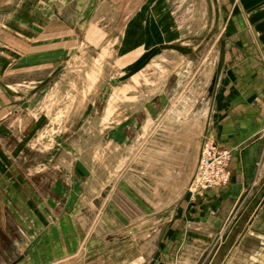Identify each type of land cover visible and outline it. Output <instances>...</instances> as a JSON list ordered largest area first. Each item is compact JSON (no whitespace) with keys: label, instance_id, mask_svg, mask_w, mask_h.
I'll return each instance as SVG.
<instances>
[{"label":"rangeland","instance_id":"obj_1","mask_svg":"<svg viewBox=\"0 0 264 264\" xmlns=\"http://www.w3.org/2000/svg\"><path fill=\"white\" fill-rule=\"evenodd\" d=\"M248 13L241 0L0 2V264H231L264 178L193 183L204 141L232 150L217 97L264 94V22ZM211 103L202 136L191 126Z\"/></svg>","mask_w":264,"mask_h":264},{"label":"crops","instance_id":"obj_2","mask_svg":"<svg viewBox=\"0 0 264 264\" xmlns=\"http://www.w3.org/2000/svg\"><path fill=\"white\" fill-rule=\"evenodd\" d=\"M241 5L248 7L251 23L264 22V0H241ZM39 6L37 9L43 5L39 2ZM158 33V30L153 31L152 39L156 38V45L160 42ZM262 52L264 54V49ZM262 70L264 71V65ZM263 95L247 93L223 97L221 94L220 99H216L219 104L216 108V135L225 147L232 149L233 154L229 167L232 186H239L241 183L244 186L264 178V172L256 166L260 156L264 159ZM211 104L213 108L214 104ZM228 259L231 264H257L258 261L264 263V207L255 215L244 236L236 240Z\"/></svg>","mask_w":264,"mask_h":264},{"label":"built area","instance_id":"obj_3","mask_svg":"<svg viewBox=\"0 0 264 264\" xmlns=\"http://www.w3.org/2000/svg\"><path fill=\"white\" fill-rule=\"evenodd\" d=\"M231 159L230 150L220 148L212 141H204L193 185L207 188L228 183Z\"/></svg>","mask_w":264,"mask_h":264},{"label":"bare ground","instance_id":"obj_4","mask_svg":"<svg viewBox=\"0 0 264 264\" xmlns=\"http://www.w3.org/2000/svg\"><path fill=\"white\" fill-rule=\"evenodd\" d=\"M2 1V0H1ZM0 1V2H1ZM3 2H5V1H3ZM2 2V3H3ZM203 64V63H202ZM196 85V84H195ZM189 86V85H188ZM199 87H201V86H199ZM188 88V87H187ZM194 88V87H193ZM193 88H191V89H189V90H192ZM186 90V89H185ZM192 92V91H191ZM195 93V92H194ZM203 93V92H202ZM181 95H183V93L181 94ZM200 96V95H199ZM202 96V95H201ZM209 105V104H208ZM212 106V104H210V106L208 107V108H206L205 110H202L203 112H201L200 114H201V116H203L204 117V121H202L201 119H199L201 116H199V118L198 119H196L195 120V122L193 123V126H191V127H193V131L195 132V133H199V134H203L204 133V131L206 130V128H207V124H208V122H209V116H210V112H211V107ZM213 109V108H212ZM197 114V113H196ZM187 115V114H186ZM198 115V114H197ZM191 116V115H190ZM198 117V116H197ZM188 117H186V119H187ZM192 118V117H191ZM189 119V118H188ZM188 119L187 120H185V122H187L188 121ZM194 119V118H193ZM193 121V120H192ZM187 123H189V121L187 122ZM190 123H192V122H190ZM189 125H191V124H189ZM189 128V127H188ZM192 130V129H191ZM194 133V134H195ZM197 135V134H196ZM203 136V135H202ZM198 140V139H197ZM202 140V139H201ZM200 141V140H199ZM198 146H199V142L197 143V150H198ZM197 155V154H196ZM189 179V178H188ZM173 183V182H172ZM175 187V186H174ZM179 188V187H178ZM171 190H172V188H171ZM169 199V198H168ZM167 199V200H168Z\"/></svg>","mask_w":264,"mask_h":264},{"label":"water","instance_id":"obj_5","mask_svg":"<svg viewBox=\"0 0 264 264\" xmlns=\"http://www.w3.org/2000/svg\"><path fill=\"white\" fill-rule=\"evenodd\" d=\"M264 204V199L263 201L261 202V204L259 205V207L257 208L256 212L254 213L253 217L250 219L249 223L250 224L253 220V218L255 217V215L258 213L259 209L262 207V205ZM244 235V233L242 234V236ZM230 255V254H229Z\"/></svg>","mask_w":264,"mask_h":264}]
</instances>
